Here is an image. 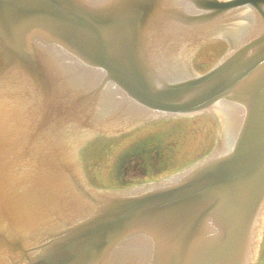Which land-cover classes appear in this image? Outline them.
<instances>
[{
    "label": "water",
    "instance_id": "95a60500",
    "mask_svg": "<svg viewBox=\"0 0 264 264\" xmlns=\"http://www.w3.org/2000/svg\"><path fill=\"white\" fill-rule=\"evenodd\" d=\"M222 37L195 75L180 52ZM216 111L193 165L86 183L94 136ZM263 208L264 0H0V264H244Z\"/></svg>",
    "mask_w": 264,
    "mask_h": 264
},
{
    "label": "flooded vegetation",
    "instance_id": "af4514ba",
    "mask_svg": "<svg viewBox=\"0 0 264 264\" xmlns=\"http://www.w3.org/2000/svg\"><path fill=\"white\" fill-rule=\"evenodd\" d=\"M211 44H220L222 54L227 43L214 40ZM194 117H201L200 121L193 123ZM216 132V120L209 114L150 121L120 136L125 147L134 145L136 150L137 166L132 162L126 167L143 169L144 178L139 183L164 178L206 155L215 143ZM255 264H264V230Z\"/></svg>",
    "mask_w": 264,
    "mask_h": 264
},
{
    "label": "rangeland",
    "instance_id": "374dc122",
    "mask_svg": "<svg viewBox=\"0 0 264 264\" xmlns=\"http://www.w3.org/2000/svg\"><path fill=\"white\" fill-rule=\"evenodd\" d=\"M215 46H218L219 48L214 50ZM221 50H222V46L220 44H212L204 47L201 50H196V52H194L193 54L194 66L199 71H202V69L204 70L206 67L212 65L219 58V56L221 55ZM198 122L199 121H193V123H198ZM195 140L192 141V143H194ZM119 144L120 146L121 145L124 146L122 142ZM120 148L121 147H118V145H116L108 149L107 152L105 153V158L103 160L102 165H100L102 162L100 161L99 156L92 162L91 164L92 169L89 170V175L91 177L93 184H95L98 187H107V188L117 187L116 185L120 186L122 184L121 182L117 183V181L111 176V173H113V169H115L117 159L123 154L122 150L124 147L121 149ZM128 160H130L131 163L134 162L136 166L137 161L135 158L132 159L128 158ZM119 176L122 182H126L125 184H130L133 182L141 181L144 178V171L143 169L137 170L136 168L129 166L126 170V174H120Z\"/></svg>",
    "mask_w": 264,
    "mask_h": 264
}]
</instances>
